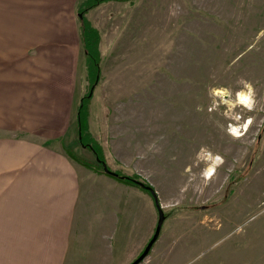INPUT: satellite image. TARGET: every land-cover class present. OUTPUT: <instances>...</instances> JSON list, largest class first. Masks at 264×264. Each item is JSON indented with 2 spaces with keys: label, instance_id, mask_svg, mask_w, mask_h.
Listing matches in <instances>:
<instances>
[{
  "label": "rangeland",
  "instance_id": "374dc122",
  "mask_svg": "<svg viewBox=\"0 0 264 264\" xmlns=\"http://www.w3.org/2000/svg\"><path fill=\"white\" fill-rule=\"evenodd\" d=\"M83 1L73 22L98 30L100 51L95 84L80 53L84 140L99 143L106 166L132 185L153 187L167 214L140 264H264V0H107L89 9ZM78 130L76 146L100 171ZM115 240L112 252L74 264H130L148 243Z\"/></svg>",
  "mask_w": 264,
  "mask_h": 264
},
{
  "label": "crops",
  "instance_id": "0c3cea01",
  "mask_svg": "<svg viewBox=\"0 0 264 264\" xmlns=\"http://www.w3.org/2000/svg\"><path fill=\"white\" fill-rule=\"evenodd\" d=\"M78 1L0 0V264H74L152 233L153 197L74 142Z\"/></svg>",
  "mask_w": 264,
  "mask_h": 264
},
{
  "label": "trees",
  "instance_id": "16d2710c",
  "mask_svg": "<svg viewBox=\"0 0 264 264\" xmlns=\"http://www.w3.org/2000/svg\"><path fill=\"white\" fill-rule=\"evenodd\" d=\"M103 1H107V0H84L82 5L84 7H86V9L96 6L100 3H102ZM120 1H128V0H120ZM80 34H81V39H82V47L83 50L85 51V54L87 56V61H88V68L91 72V79H93L94 76V84L97 82L98 77H99V72H100V68H99V63L100 62V51H99V47H98V43H99V36H98V30L95 29L94 27H92L89 22L84 19V18H80ZM93 84V86H94ZM87 108H86V99L85 96L82 97L81 102L78 106V112H77V125L79 128V140L80 142L83 143L84 146L86 147H90V149L95 153L99 166H101L100 168H97V170H100L103 173H107L105 171V167L103 165L104 157L102 155V148L100 146L99 143H96V145H94L93 143L91 144L90 142H85L84 139H86V137H88L89 133H88V121H87ZM89 164V163H88ZM88 166H93L91 164H89ZM116 175H112L109 174L111 176H114L115 178L122 180L126 183L129 184H135L137 185V183L132 180L131 178L124 176L123 174L119 173V172H115ZM108 174V173H107ZM141 186V185H140ZM149 186V185H146ZM142 188H144L146 191L150 192L146 187L141 186ZM151 193V192H150ZM167 216V214H166Z\"/></svg>",
  "mask_w": 264,
  "mask_h": 264
},
{
  "label": "water",
  "instance_id": "95a60500",
  "mask_svg": "<svg viewBox=\"0 0 264 264\" xmlns=\"http://www.w3.org/2000/svg\"><path fill=\"white\" fill-rule=\"evenodd\" d=\"M81 16V14H79ZM104 167H105V171L108 173V174H114L116 175V173L112 170H110L105 162H104ZM138 183H140L141 186H144L146 187L152 194L153 198H154V202H155V205H156V208L158 210V221H157V224H156V228H155V232L152 236V238L148 241L145 249L143 250V252L140 254V256L138 258H136L132 263L130 264H140L144 261V259L149 255V253L151 252L154 244L156 243V241L159 239L160 237V234H161V231H162V227H163V224L167 218L165 212H164V209H163V206L161 205L160 201H159V197L157 195V192L155 191V189L151 186H146L144 184H142L141 182L138 181Z\"/></svg>",
  "mask_w": 264,
  "mask_h": 264
},
{
  "label": "bare ground",
  "instance_id": "6f19581e",
  "mask_svg": "<svg viewBox=\"0 0 264 264\" xmlns=\"http://www.w3.org/2000/svg\"><path fill=\"white\" fill-rule=\"evenodd\" d=\"M239 101H241V103L248 105L251 102V96L248 93H243L240 92L239 93ZM250 124V120L247 122L246 126L244 128L247 129L248 125ZM243 126V125H242ZM239 130H237V127L234 128V132L236 135L239 134L238 132ZM218 162V158H215V163ZM216 165V164H215ZM215 165H210L209 168L206 171V178H210L214 175L216 169H215Z\"/></svg>",
  "mask_w": 264,
  "mask_h": 264
}]
</instances>
